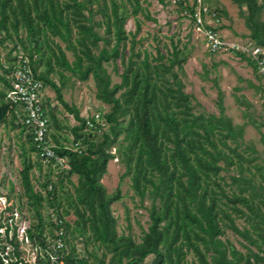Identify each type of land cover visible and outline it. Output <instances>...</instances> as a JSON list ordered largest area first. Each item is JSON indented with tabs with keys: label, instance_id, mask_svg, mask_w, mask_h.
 I'll use <instances>...</instances> for the list:
<instances>
[{
	"label": "trees",
	"instance_id": "trees-1",
	"mask_svg": "<svg viewBox=\"0 0 264 264\" xmlns=\"http://www.w3.org/2000/svg\"><path fill=\"white\" fill-rule=\"evenodd\" d=\"M155 1L165 5L168 0ZM175 1L194 11L195 4L189 7L187 0ZM230 1L247 12L244 26L249 41L264 48V0ZM144 11L139 0H0V34L25 53L18 64L12 58L14 63L4 70L7 78L0 76L6 88L0 92V124L8 115L16 119L38 160L31 162L25 157L20 172L24 196L38 220L28 229V238L45 253L43 258L37 256L36 264H143L149 256L153 257L151 264H186L188 253L195 259L191 264H264V164L257 163L256 149L245 145L243 128L233 125L225 115L218 87V116L195 113L179 76L187 50L172 41L169 51L162 54L157 49L154 57L135 49L140 26L130 33L125 24L130 16L135 19ZM215 12L220 17V11ZM97 15L101 20H95ZM144 18L150 19L147 14ZM102 27L100 35L98 29ZM66 52L71 53V61ZM233 54L257 73L253 58L237 51ZM26 60L36 79L54 91L56 100L78 123L71 128L70 147L52 137L54 151L66 158L68 169L53 160L47 163L58 173L56 181L50 179V172L41 184L44 193L36 191L31 183V170L42 165L32 136L17 118L18 105L5 99L12 74ZM108 64L115 73L121 68L119 83H112ZM36 65H42L44 71L39 73ZM63 72L79 82L93 79L96 99L109 106L108 112L102 113L104 129H86L84 117L63 101ZM55 73L60 84L50 78ZM258 90L263 92L262 87ZM44 108L49 130L51 122L57 120L48 109L49 103ZM252 126L258 127L254 123ZM113 147L140 200H151L150 224L139 243L130 236L117 235L110 206L121 199V192L117 188L108 194L101 183L114 157L110 153ZM222 172L228 173L227 180ZM72 176L77 177L73 194L60 196L57 187H63L64 180L71 183ZM60 197L67 207L59 213ZM44 204L55 213L57 222L51 225L64 234V248L56 252L54 262L48 254L53 252L48 247L51 243L43 233L40 209ZM70 210L76 218L73 222L65 219ZM236 219H243L245 225L239 228ZM226 229L242 239L245 253L220 239ZM69 234L74 239L76 234L89 235L111 254L109 261H105L106 253L92 263L78 257L74 247L67 248Z\"/></svg>",
	"mask_w": 264,
	"mask_h": 264
},
{
	"label": "rangeland",
	"instance_id": "rangeland-1",
	"mask_svg": "<svg viewBox=\"0 0 264 264\" xmlns=\"http://www.w3.org/2000/svg\"><path fill=\"white\" fill-rule=\"evenodd\" d=\"M139 2L145 11L138 13L135 19L130 16L125 24L126 32L130 33L135 32L136 25L140 26L135 34L137 42L135 49L146 51L154 57L157 49L162 54L169 51L172 41L176 47L187 50V60L183 64V70L179 76L184 86V92L191 96L195 113L218 116V87L223 94L222 105L225 109V115L231 119L233 125L243 128L245 145L253 146L257 151V163L264 164V94L258 90V87H263L262 79L259 78L258 74H253L251 67L237 55L231 52L212 54L207 49L204 31H197L189 16V10L180 7L174 0H168L165 5H160L155 0H139ZM190 2L191 0L186 2L189 7L191 6ZM202 2L210 11H220L221 15L218 17L221 20V25L218 23L216 27H219L218 34L224 42L239 46H253L244 26V19L247 15L244 8L234 5L230 0H202ZM95 6L94 4V8ZM126 7L130 12V6L127 4ZM146 14L150 19L144 18ZM95 20H101V16L97 15ZM137 20L139 24H137ZM262 20L264 21V11ZM208 22L211 23L210 20ZM103 32L104 27L98 29L100 35H103ZM20 36L24 37L23 32ZM54 40L58 44L60 43L58 39ZM61 46L64 47L63 44ZM99 46H102V42L99 43ZM128 47L129 43L127 44ZM127 53L128 51H126V55ZM24 55L25 53L19 45L10 40H4L3 34H0V76L7 78L6 76L9 75L4 70L14 63L12 58H16L15 62L18 64ZM66 56L69 61L73 59L70 52H66ZM36 66L39 68V73L44 71L42 65ZM106 70L113 84L120 82L121 68L118 69V73H115L112 65L108 64ZM63 74L62 99L68 106L77 109L81 117L96 111L108 112L109 106L101 103L95 97L96 88L91 77L85 82H79L68 72H63ZM50 78L56 84H60L59 76L56 73L50 75ZM5 89L4 84L0 81V92L5 91ZM43 99L45 103H49L50 108L48 109L53 111L57 120V122H51L50 138L52 140L55 138L59 144L70 147L73 140L71 128L78 125L77 121L56 100L55 93L50 87L45 88ZM17 118H19L18 114ZM17 123L16 119L13 120L8 115L6 121L0 124V194L7 197L9 204L0 215V225L12 223L21 226L25 221V227L29 229L36 225L38 220L24 196L20 172L25 157L26 159L29 158L31 162L38 160L31 153L30 145L24 133L17 127ZM253 123L257 124L258 127L252 126ZM110 153L114 154V157L109 160L106 174L102 177L101 183L108 194L113 193L117 188L121 192V199L110 206L112 215L116 220V233L118 236H130L136 243H139L150 224L151 200L148 197L140 200L132 188L130 176L124 175L125 167L121 163L120 157L115 155L114 147L111 148ZM49 173L51 174L50 179L56 181L58 172L54 166L50 167L47 163L42 162L40 169L35 166L31 170V183L36 191L44 193L41 184L46 180ZM220 175L226 178L228 173L222 172ZM70 182L64 180L63 187H57L60 196L73 194L77 177L72 176ZM59 200L61 206L58 212L60 213L67 207V204L64 198L60 197ZM40 213L44 224L43 233L46 241L51 243L48 246L51 248L53 244H56L55 229L51 225V223L57 222L56 216L45 204L40 209ZM73 215L72 210H70V215L66 216L65 219L73 222L76 219ZM11 217H13L12 222L10 221ZM235 224L241 228L245 222L243 219H236ZM14 228L11 230V236L12 241H14L13 244L17 245L19 256L28 264H34L36 245L25 240L20 242L22 239L20 236H15ZM75 236L74 239L69 234L67 248L74 247L78 257L85 258L92 263L95 258H102V255L106 253L101 246L90 240L89 235L79 237L76 234ZM220 239L228 241L240 252H246V249L240 245V242H243L242 239L229 229L225 230ZM110 257L111 254L106 253L105 261L108 262ZM152 259V256L147 257L143 264H151ZM194 260L193 255L188 253L185 263L191 264Z\"/></svg>",
	"mask_w": 264,
	"mask_h": 264
},
{
	"label": "built area",
	"instance_id": "built-area-1",
	"mask_svg": "<svg viewBox=\"0 0 264 264\" xmlns=\"http://www.w3.org/2000/svg\"><path fill=\"white\" fill-rule=\"evenodd\" d=\"M174 2L176 1L174 0ZM190 4V7L194 4L195 6L192 7L194 8L193 12L189 11V16L191 17L197 31H204L207 49L212 54L220 52L233 53L236 51L245 53L248 57H251L256 61L257 70L264 80V48L254 45L250 47L244 45L239 46L237 44H228L224 42L218 34L219 27H216L218 23L221 25V20L217 13L210 11V9L203 4L202 0H191ZM208 20H210V24L209 22L207 23ZM27 62L28 61H26V64L21 68H17L12 74L13 79L10 83L11 89L6 92L5 99L18 105L20 122L32 136V141L38 151L39 160L43 163H49L53 160L60 166V168L68 169L66 158L56 155L54 151L55 145L49 135L48 119L45 114V101L43 99L45 88L43 83L36 79V75L27 65ZM262 90L264 94V84ZM84 119L86 129L88 130H94L97 126H101V128L104 129L106 126L105 121L102 118V113L98 111L84 116ZM74 146L75 149L78 148L77 143ZM8 206L7 197L0 194V215ZM10 221H13V217H11ZM13 228L15 236H20L22 239L20 242L25 240L26 242L31 243L28 238V229L25 227V221H23L21 226H16L12 223L0 225V259L3 264H10L12 262H17V264H28L27 261L21 258L19 253H17V245L13 244L14 241H12L11 236V230ZM63 235L62 230L55 231L54 239L56 240V244H53L50 248L53 252L51 253L47 249L51 262L57 260L58 257L56 252L64 248ZM35 248L36 254L34 257V264H36L37 256L43 258V255H45L44 250H41L39 246H35Z\"/></svg>",
	"mask_w": 264,
	"mask_h": 264
},
{
	"label": "crops",
	"instance_id": "crops-1",
	"mask_svg": "<svg viewBox=\"0 0 264 264\" xmlns=\"http://www.w3.org/2000/svg\"><path fill=\"white\" fill-rule=\"evenodd\" d=\"M252 69V68H251ZM253 71V70H252ZM253 74H258V76H259V78H261L262 79V81H263V84H264V80H263V77L261 76V74L258 72V70H257V73H255V72H253ZM262 87V86H261ZM52 140V139H51Z\"/></svg>",
	"mask_w": 264,
	"mask_h": 264
}]
</instances>
